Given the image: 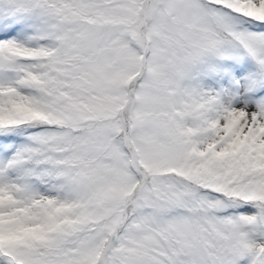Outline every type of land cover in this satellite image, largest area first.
Instances as JSON below:
<instances>
[{
    "label": "snow or ice",
    "instance_id": "snow-or-ice-1",
    "mask_svg": "<svg viewBox=\"0 0 264 264\" xmlns=\"http://www.w3.org/2000/svg\"><path fill=\"white\" fill-rule=\"evenodd\" d=\"M0 264H264V0H0Z\"/></svg>",
    "mask_w": 264,
    "mask_h": 264
}]
</instances>
